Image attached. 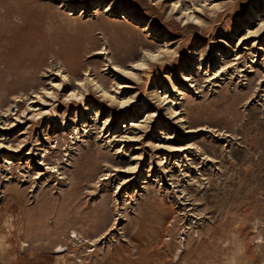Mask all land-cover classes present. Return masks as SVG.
Returning a JSON list of instances; mask_svg holds the SVG:
<instances>
[{"label": "rangeland", "instance_id": "374dc122", "mask_svg": "<svg viewBox=\"0 0 264 264\" xmlns=\"http://www.w3.org/2000/svg\"><path fill=\"white\" fill-rule=\"evenodd\" d=\"M263 24L264 0H0V264H264Z\"/></svg>", "mask_w": 264, "mask_h": 264}, {"label": "snow or ice", "instance_id": "6c2138e0", "mask_svg": "<svg viewBox=\"0 0 264 264\" xmlns=\"http://www.w3.org/2000/svg\"><path fill=\"white\" fill-rule=\"evenodd\" d=\"M161 2H162V0H157V3H161ZM179 7H180V4H178V3L172 5L173 10L178 9ZM212 7H218V5H215V4H214V5H212ZM197 11H199V9H198ZM184 15L187 16L188 13L185 12ZM197 23H199V21H197ZM262 27H264V25H262ZM144 55H145V56H148L150 59H153V60L156 59V56H154V55H153L152 53H150V52H145ZM135 67H137V68H143V67H145V65H143V64H137V65H135ZM57 75H59V73H57ZM55 87L59 88L60 85L57 84V85H55ZM47 95H48V96H51L52 93H51V92H48ZM73 95H74V94H73ZM123 103H128V101H124ZM153 115H155V113H153ZM0 147H3V145H0ZM9 147H10V146H9ZM126 171L131 172V171H133V169H127Z\"/></svg>", "mask_w": 264, "mask_h": 264}, {"label": "bare ground", "instance_id": "6f19581e", "mask_svg": "<svg viewBox=\"0 0 264 264\" xmlns=\"http://www.w3.org/2000/svg\"><path fill=\"white\" fill-rule=\"evenodd\" d=\"M264 25V24H263ZM263 30H264V27H262V25L260 26V28L258 29V30H256V31H254V32H251L254 36H257V35H259L260 33H262L263 32ZM255 33V34H254ZM253 35H251V36H253ZM263 41H264V39H263ZM244 48H246V47H244ZM147 59L148 60H151L149 57H147ZM146 59V60H147ZM254 61H255V58H254ZM253 61V62H254ZM74 96V95H73ZM42 99V98H41ZM126 101H128V103H131V102H133V100H126ZM34 102V101H33ZM31 109H34V110H37V109H39L38 108V106H31ZM45 114V113H44ZM129 169H133V168H129ZM130 173V172H129ZM73 230V229H72ZM63 250V249H62ZM182 250V249H181ZM60 251V250H59Z\"/></svg>", "mask_w": 264, "mask_h": 264}]
</instances>
